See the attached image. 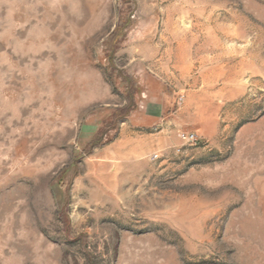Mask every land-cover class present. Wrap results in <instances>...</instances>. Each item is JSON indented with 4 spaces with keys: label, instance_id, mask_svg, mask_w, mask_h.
I'll list each match as a JSON object with an SVG mask.
<instances>
[{
    "label": "rangeland",
    "instance_id": "1",
    "mask_svg": "<svg viewBox=\"0 0 264 264\" xmlns=\"http://www.w3.org/2000/svg\"><path fill=\"white\" fill-rule=\"evenodd\" d=\"M0 264H264V0H0Z\"/></svg>",
    "mask_w": 264,
    "mask_h": 264
}]
</instances>
